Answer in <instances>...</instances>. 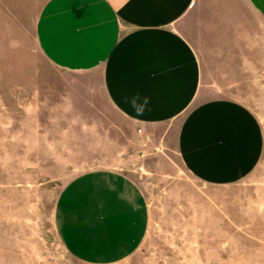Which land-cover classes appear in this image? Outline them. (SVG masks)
<instances>
[{
  "label": "rangeland",
  "instance_id": "1",
  "mask_svg": "<svg viewBox=\"0 0 264 264\" xmlns=\"http://www.w3.org/2000/svg\"><path fill=\"white\" fill-rule=\"evenodd\" d=\"M45 2L0 0V264H83L56 237L55 204L72 179L98 169L132 179L149 212L146 238L114 264H264L262 28L259 56H252L256 77L235 71L246 56H210L212 80L243 85L223 95L255 115L262 156L238 182L207 185L184 168L175 127L134 131L96 90L97 76L76 79L46 61L35 37ZM230 8L225 0L203 2L199 24L211 33L207 41L244 42L237 27L244 18ZM226 69L225 82L219 74Z\"/></svg>",
  "mask_w": 264,
  "mask_h": 264
},
{
  "label": "crops",
  "instance_id": "2",
  "mask_svg": "<svg viewBox=\"0 0 264 264\" xmlns=\"http://www.w3.org/2000/svg\"><path fill=\"white\" fill-rule=\"evenodd\" d=\"M204 1L46 0L35 37L41 55L59 72L76 79L97 76L96 90L134 131L175 127L184 168L199 182L222 186L254 170L263 137L253 112L223 95L243 85L211 79L210 56H246L235 71L250 79L258 75L252 56H259L260 28L264 39V0H225L244 18L237 27L245 40L237 46H224L221 38L207 41L211 33L199 24ZM221 73L226 82L230 73ZM137 94L138 104L149 100L143 116L131 106ZM148 225L142 191L112 169L78 175L55 204L56 237L83 264L128 258L146 238Z\"/></svg>",
  "mask_w": 264,
  "mask_h": 264
},
{
  "label": "clouds",
  "instance_id": "3",
  "mask_svg": "<svg viewBox=\"0 0 264 264\" xmlns=\"http://www.w3.org/2000/svg\"><path fill=\"white\" fill-rule=\"evenodd\" d=\"M138 99H139V95L137 94V96L132 99L131 106L136 111L137 116H143L145 111H146V108H147V105L149 103V100H148L147 97H145L143 99V102L141 104H138L137 103Z\"/></svg>",
  "mask_w": 264,
  "mask_h": 264
}]
</instances>
